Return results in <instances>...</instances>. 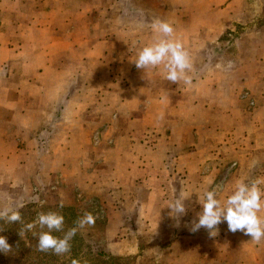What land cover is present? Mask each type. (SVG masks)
I'll return each instance as SVG.
<instances>
[{"label": "crops", "instance_id": "crops-1", "mask_svg": "<svg viewBox=\"0 0 264 264\" xmlns=\"http://www.w3.org/2000/svg\"><path fill=\"white\" fill-rule=\"evenodd\" d=\"M203 1L0 0L1 208L37 206L33 198L56 176L51 189L79 191L103 209L94 216L113 221L102 254L110 263L215 264L226 256L224 244L196 243L209 233L189 230L196 201L185 220L167 208L181 191L192 197L221 185L228 195L236 181L264 174L260 58L241 50L256 69H227L237 0ZM157 18L189 53V85L132 62L152 42ZM217 229V240L251 239L226 222Z\"/></svg>", "mask_w": 264, "mask_h": 264}, {"label": "clouds", "instance_id": "clouds-1", "mask_svg": "<svg viewBox=\"0 0 264 264\" xmlns=\"http://www.w3.org/2000/svg\"><path fill=\"white\" fill-rule=\"evenodd\" d=\"M150 28L153 32L152 42L140 48L136 58L132 61L137 69L144 71L148 69H158L163 78L173 84L181 81L185 85L191 83L188 73L192 64L188 51L183 43L175 38V31L171 23L161 19H153ZM264 179L246 183L238 180L234 189L221 203L218 196L224 191L221 185L205 190L198 196V202L202 206V211L197 213V218L191 222L190 231L195 233L201 228L209 230L211 236L217 234V226L223 222L227 223L228 230L232 233L237 231L245 236H250L251 240L259 243L264 240V217L260 215L264 212V189L261 185ZM39 197H34L37 201ZM188 197L183 191L173 200L168 202L167 208L176 216L185 214V201ZM64 205L61 202L60 207ZM23 204L17 205L22 208ZM21 214L11 207L0 208V220L9 224L21 222ZM92 213H85L77 221V227L68 230L62 238L54 236L53 232H60L64 227V217L54 211L38 214L36 220L27 223L19 232L22 236L25 232L31 231L37 226L42 230L34 233L37 239V250L41 252H53L56 255H63L70 252V240L75 236L78 229L94 224ZM47 231H43V229ZM11 246L6 237L0 236V252H11ZM72 264H78L76 260Z\"/></svg>", "mask_w": 264, "mask_h": 264}, {"label": "rangeland", "instance_id": "rangeland-1", "mask_svg": "<svg viewBox=\"0 0 264 264\" xmlns=\"http://www.w3.org/2000/svg\"><path fill=\"white\" fill-rule=\"evenodd\" d=\"M141 1L144 2L145 0ZM203 2L204 1L201 0V3ZM232 7L238 9V11L241 13L237 14L236 16H233V22L228 21L229 24L233 23L234 28L231 32L229 30L227 31L231 34V36H229L231 42L226 50L228 51L230 56L233 57L234 65H229L227 69H231V71H235L239 74V71L242 70L241 64L243 63L245 65L244 72L248 74L253 73V71L257 67L255 64L256 62L254 63L252 61H241V50H245L246 52L249 51L252 58H260L259 70H262V72L264 73V0H237L234 4H232ZM225 66V63L218 64V68L220 71L225 69ZM95 136L96 134H94L91 141H93ZM55 177H49L47 181H44L45 183H43L42 185V191L38 199L40 201L37 202L38 205L36 207L25 208L26 206H24L22 207V209H15L18 210L21 215H24L28 218L33 217L35 221L38 214L43 212L42 208L44 206H52L55 208V210L52 211L57 212L58 209H61L60 204L61 200H63L62 203L65 207H72L78 212H81L82 215H84L85 213H92L95 222L92 226H86L84 229L77 230L76 233L79 237H73L70 240V252L65 253L63 255H56L51 251L41 252L37 250L34 255L29 256L24 254V256L20 258L18 257L16 259V263L13 264H72L73 260H76L78 264H96L95 260L97 258L95 256H98L99 253H104L103 247H105L108 242V239L105 237V234L107 233L109 226L112 225L113 221L111 220L109 222L108 218H106L104 214L101 215L102 218L99 216H94V214L98 211L102 213L103 209L96 208L95 205L93 206L92 203L87 204L86 202H84V199L82 198V195L79 191L75 192L73 189L64 188V190H61L60 192L58 189H51V187L55 186ZM220 177L222 176L219 175V177L217 178ZM247 177H249L253 181L257 178L264 179V174H249ZM5 184L7 183H0V188L4 187ZM57 187L60 188L62 187V185H58ZM261 188L264 189V184L261 185ZM32 191L37 192V189L34 190L33 187ZM202 193L199 192L196 195H193L192 197H188V199L185 201L186 212L185 214L181 215L182 220H185L188 217L187 212L190 210L195 201L197 202V213H199V211H202V206L198 202V196ZM230 193L231 192H229L228 195ZM226 194L227 193L225 191L219 194L218 199H220L221 203H223L225 201L224 199L227 198L228 195ZM189 213L190 215L192 214V212ZM260 215L264 217V212H261ZM34 231L35 228L29 231V233L34 235ZM40 231L42 230L39 228V226H37L36 233H39ZM43 231H47V229L45 228L43 229ZM66 232L67 230L65 224L62 231L53 232L52 234L54 236L58 234L57 237L62 238ZM25 236L26 235L23 234L22 236H20V238H27ZM217 239V237H210V234L208 233L204 238L200 239L199 241L196 240V243H199L202 248H207L210 246L223 248V244L226 246V249L228 250L226 256H215V264H219L218 258L220 260H223V258L225 257L226 259H224V261H220V264H242V257L245 263L248 262L246 264H264V240L259 243H256L251 239L242 240V238L236 236L227 240ZM25 241L28 242L27 247L31 246V242H29L27 239ZM35 246L37 248V242H35ZM243 246L246 247V249L244 250L245 254L249 255L242 256L241 250ZM87 247L89 249H87ZM247 247L249 249H247ZM25 253L27 252L25 251ZM37 253H40L42 257L39 256ZM100 257V260H103L101 264H105L104 259L102 258L103 256ZM31 258L39 260V262L32 261ZM132 261L133 260L130 259V257H124L122 258L120 264H132ZM115 262L119 264L118 261ZM111 264H114V262H112Z\"/></svg>", "mask_w": 264, "mask_h": 264}, {"label": "trees", "instance_id": "trees-1", "mask_svg": "<svg viewBox=\"0 0 264 264\" xmlns=\"http://www.w3.org/2000/svg\"><path fill=\"white\" fill-rule=\"evenodd\" d=\"M27 207H36L33 206L32 204L27 205ZM61 208V207H60ZM22 209V208H21ZM20 210V209H19ZM43 213H47L49 211L55 210L54 207L52 206H44L42 208ZM57 213L61 214L64 217V225L66 224V230H70L74 227H77V221L81 217L79 214L76 213V211L73 208H68V207H62L60 210H57ZM22 219L21 222H16L13 224H9L4 220H0V236L6 237L8 244L11 246V252L5 254L0 252V264H13L16 263V259L19 257H22L25 255H34L37 252V248L35 246V242H37V237L30 234L29 231L25 230L24 234L26 235L25 239H21L19 232L21 229L24 227L25 224L27 223H32L34 221V218H28L24 215H21ZM37 227L35 228V233H36ZM58 236V234H56ZM75 238L79 237L78 234L76 233ZM28 240L31 242V246L27 247L28 242L25 240ZM87 249H89L87 247ZM25 251L27 253H25ZM39 256H41L40 253H37ZM100 256H102V253L98 256H95L97 259L96 264H101L102 259L100 260ZM42 257V256H41ZM100 257V258H99ZM32 261L39 262V260H35L34 258H31ZM105 264H109L110 261L104 259ZM112 263V262H111ZM110 263V264H111Z\"/></svg>", "mask_w": 264, "mask_h": 264}]
</instances>
